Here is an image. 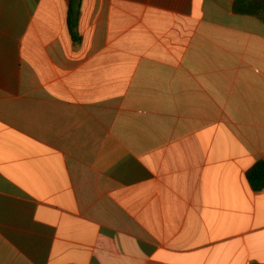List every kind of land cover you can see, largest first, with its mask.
Here are the masks:
<instances>
[{"label":"crops","instance_id":"crops-1","mask_svg":"<svg viewBox=\"0 0 264 264\" xmlns=\"http://www.w3.org/2000/svg\"><path fill=\"white\" fill-rule=\"evenodd\" d=\"M235 1L0 0V264H264V23Z\"/></svg>","mask_w":264,"mask_h":264},{"label":"trees","instance_id":"trees-1","mask_svg":"<svg viewBox=\"0 0 264 264\" xmlns=\"http://www.w3.org/2000/svg\"><path fill=\"white\" fill-rule=\"evenodd\" d=\"M233 11L235 14L251 16L264 23V0H236ZM79 21L80 13L72 6L69 10L68 25L72 33L73 40L79 41ZM246 178L255 192L264 190V161L256 163L246 174Z\"/></svg>","mask_w":264,"mask_h":264}]
</instances>
